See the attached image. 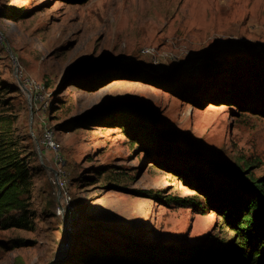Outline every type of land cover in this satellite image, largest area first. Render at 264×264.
<instances>
[{"label":"rangeland","instance_id":"1","mask_svg":"<svg viewBox=\"0 0 264 264\" xmlns=\"http://www.w3.org/2000/svg\"><path fill=\"white\" fill-rule=\"evenodd\" d=\"M234 50L264 55V0H0V108L18 114L34 181L32 225L0 229V264H92L128 260L135 241L229 240L223 214L170 201L196 194V179L158 140L264 173L263 113L179 93L226 94V74L207 78L209 55ZM139 119L136 137L128 123ZM47 125L60 164L41 142ZM56 177L72 196L62 209Z\"/></svg>","mask_w":264,"mask_h":264},{"label":"trees","instance_id":"2","mask_svg":"<svg viewBox=\"0 0 264 264\" xmlns=\"http://www.w3.org/2000/svg\"><path fill=\"white\" fill-rule=\"evenodd\" d=\"M209 59L211 68L207 78L226 74L228 78L222 85H226V94H193L174 81L177 85L172 84L178 91L179 88L186 91L179 93L196 105L213 99L264 114V55L234 50L229 56L210 54ZM143 74L154 77L150 70H143ZM17 121V113L0 108V229H28L33 222L32 152L26 138L18 132ZM141 125V119L135 125L128 123L133 136L138 137ZM160 138L159 135L158 141L165 151H171L170 147L189 161V171L196 179V194L175 196L170 201L198 208V212L209 208L223 214L231 238L206 248H152L135 241L127 252L128 260L112 258L110 262L92 264H264V173L256 174L249 160L244 166L232 167L205 154H182L186 152L163 144ZM139 191L153 198L159 194L153 190Z\"/></svg>","mask_w":264,"mask_h":264},{"label":"built area","instance_id":"3","mask_svg":"<svg viewBox=\"0 0 264 264\" xmlns=\"http://www.w3.org/2000/svg\"><path fill=\"white\" fill-rule=\"evenodd\" d=\"M2 39V38H1ZM33 84V81H25L24 87L22 88L23 90L28 89L30 90L31 84ZM32 87V86H31ZM39 88H44V86H39ZM41 142L43 146L51 151H53L54 154V160L56 164H60L63 160V155L61 153V148L62 144L59 142L57 138V131L53 126L47 125L43 128V132L41 134ZM54 182L56 183L57 188H59V193L61 197V206L60 208L62 209L63 207L69 206L72 203V196L67 189V182L65 179L62 178H55ZM63 204V205H62Z\"/></svg>","mask_w":264,"mask_h":264},{"label":"water","instance_id":"4","mask_svg":"<svg viewBox=\"0 0 264 264\" xmlns=\"http://www.w3.org/2000/svg\"><path fill=\"white\" fill-rule=\"evenodd\" d=\"M67 224H68V223H67ZM67 224L65 225V226H66V229H68V225H67ZM63 249H64V248L62 247V250H61V251H63Z\"/></svg>","mask_w":264,"mask_h":264}]
</instances>
